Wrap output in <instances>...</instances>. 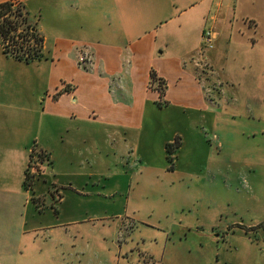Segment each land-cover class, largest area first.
Here are the masks:
<instances>
[{
  "label": "rangeland",
  "instance_id": "374dc122",
  "mask_svg": "<svg viewBox=\"0 0 264 264\" xmlns=\"http://www.w3.org/2000/svg\"><path fill=\"white\" fill-rule=\"evenodd\" d=\"M227 1L235 11L233 42L227 52L219 50L218 66L233 77L218 75L213 103L219 105L218 94L233 106L246 96V112L217 119L227 132L226 149L217 131L206 145L193 134L172 153L175 168L156 172V165L169 166L156 138L143 167L129 152L123 130L120 152L111 147L116 136L99 133L83 168H68L82 176H63L73 183L63 189L61 215L54 211L59 198L51 195V183L45 176L34 179L44 196L33 202L29 187L28 205L22 200L8 216L14 223L0 225V264H264V0ZM43 11L31 16L44 30L47 54L52 39L47 7ZM178 16L176 10L150 13L142 21L161 30ZM251 43L254 50L244 48ZM198 50L190 63L202 84L204 70L213 69ZM239 84L241 97L233 91ZM94 128L100 127L89 125Z\"/></svg>",
  "mask_w": 264,
  "mask_h": 264
},
{
  "label": "crops",
  "instance_id": "0c3cea01",
  "mask_svg": "<svg viewBox=\"0 0 264 264\" xmlns=\"http://www.w3.org/2000/svg\"><path fill=\"white\" fill-rule=\"evenodd\" d=\"M15 1L31 20L32 13L44 12L47 7L52 44L46 54L44 30L38 25L43 58L18 60L6 55L0 45L1 226L14 223L8 216L16 212L22 200L28 205L29 187L33 202L44 196L38 193L37 184L34 188V181L24 186L32 149L48 156L49 162L42 164L37 177L45 176L51 183V195L59 198L54 210L59 215L65 201L63 189L73 183L63 181V176H82L83 172H69L68 168H83L89 145L95 144L99 133L116 136L111 147L120 152L123 130L129 152L143 167L149 165L145 154L155 138L163 156L165 144L174 138L180 142L179 149L193 134L203 137L206 145L208 135L215 131L222 142L221 150L226 149L227 132L217 126V119L246 112V96L236 98L235 106L228 104V98H219L220 94L219 105L208 100L190 57L200 46L202 30L210 27L216 45L205 53L213 69L208 83L219 76L224 80L233 77L227 67L218 66L221 52H227L226 46L233 42L235 11L227 0ZM174 10L179 16L161 30L142 21L150 13ZM253 21L251 15L249 23L255 28ZM246 47L254 50L256 44ZM83 54H90L91 61L80 62ZM150 72L164 80L163 95L150 85ZM233 91L237 97L243 96L240 84ZM90 124L100 128L89 129ZM143 167L138 169L141 174ZM152 167L156 172L169 169L165 164Z\"/></svg>",
  "mask_w": 264,
  "mask_h": 264
},
{
  "label": "trees",
  "instance_id": "16d2710c",
  "mask_svg": "<svg viewBox=\"0 0 264 264\" xmlns=\"http://www.w3.org/2000/svg\"><path fill=\"white\" fill-rule=\"evenodd\" d=\"M0 45L2 51L11 57L25 62L38 60L44 57L43 36L35 21H32L24 11L22 5L15 0L0 2ZM150 85H154L160 95H163L165 82L150 72ZM178 138L165 144V158L169 162L168 168L173 167L172 153L179 147ZM39 161L46 160L48 156L38 151ZM24 186L29 187L26 172Z\"/></svg>",
  "mask_w": 264,
  "mask_h": 264
},
{
  "label": "built area",
  "instance_id": "2783aa9c",
  "mask_svg": "<svg viewBox=\"0 0 264 264\" xmlns=\"http://www.w3.org/2000/svg\"><path fill=\"white\" fill-rule=\"evenodd\" d=\"M214 35H215L214 31L210 27H206L202 30L201 36H200V38H201V45L199 48L200 51L198 50L199 53L202 54L199 57L200 60L206 61V58L204 57V54L201 50L202 49L208 50V49L212 48ZM90 59H91L90 54H83L80 56L79 61L86 63V62H89ZM203 66H205V65H203ZM206 72H208V77L206 76ZM204 73H205V78L203 79L202 84H200V86H201L203 93L206 96V98L208 100L211 99V102H213L212 93H213L214 89L218 88L219 82H217V84H214L213 83L214 81H213L209 84L208 78L210 77V75H211L210 73H212V71L210 70V73H209V70L206 69V70H204ZM208 139L211 141L216 140L215 134L214 135L211 134L208 137ZM218 145H219V143H218ZM37 153H38V151H35L33 149L31 150L30 157L28 159V163H27L26 170H25L26 180L28 178L29 186L32 184V182L37 177V175L41 172L42 164L44 162L45 163L47 162L46 160L39 161L37 158Z\"/></svg>",
  "mask_w": 264,
  "mask_h": 264
}]
</instances>
